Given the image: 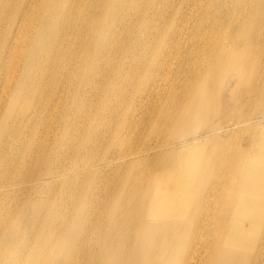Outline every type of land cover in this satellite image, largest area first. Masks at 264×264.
<instances>
[{
    "label": "bare ground",
    "instance_id": "6f19581e",
    "mask_svg": "<svg viewBox=\"0 0 264 264\" xmlns=\"http://www.w3.org/2000/svg\"><path fill=\"white\" fill-rule=\"evenodd\" d=\"M81 1L0 0V114H15L12 127L0 129L1 165L22 142L21 154L32 147L31 138L24 142V118L32 124L28 135L51 106L54 114L64 104L67 117L87 119L82 87L90 99L96 97L118 59L119 44L130 36L139 0L128 11L127 0H108L105 6L104 0H87L83 8ZM152 4L144 43L134 63L123 64L128 86L142 92L136 112L165 94L153 122L154 143L132 152L134 135L127 126L124 136L115 133L106 146L114 157L93 167L88 162L71 178L58 175L51 161L41 166L38 153L28 171L20 160L16 172H7L8 186L20 189L39 176L56 180L68 185L61 191L72 207L58 213L36 201L26 217L0 220V264H264V0H221L216 5L224 8V21L196 19L194 35L205 44L193 43L185 53L195 67L178 91L165 82L169 50L179 44L177 32L167 31L171 0ZM186 6L195 11V2ZM105 13L112 22L124 13L125 20L111 31L102 53ZM173 13L186 24L180 7ZM139 69L146 74L135 84ZM250 107L261 114L253 125ZM243 117L250 139L245 148L221 138L231 119L237 126ZM101 167L113 169L105 183L118 187L109 206L92 203V192L80 185Z\"/></svg>",
    "mask_w": 264,
    "mask_h": 264
},
{
    "label": "rangeland",
    "instance_id": "374dc122",
    "mask_svg": "<svg viewBox=\"0 0 264 264\" xmlns=\"http://www.w3.org/2000/svg\"><path fill=\"white\" fill-rule=\"evenodd\" d=\"M220 1L221 0H171L172 12L177 11L180 7L181 17L183 16L184 21L187 20L186 24L181 25L180 21H177L175 14L169 12L168 16L171 21L170 29L167 30V27L160 25L163 33H166V30L168 32H177L175 41H178L179 44L176 45L175 43L174 47L169 50L170 57L165 67V73L168 78V81L165 82L167 85H174L176 91L182 90V88L187 85L189 80L188 77L193 73L195 67L194 58H185V53L192 51L193 43L205 44V41H202L203 39L201 37L194 35V22H196V19H199L203 20L205 23L208 17H219L221 22L224 21V8L216 5ZM107 2L108 0H104V6ZM138 2L139 3L136 5L137 16L132 20L130 36L127 40L119 44L120 51L118 53V59L115 61L112 71L102 78L99 84L98 94L96 97L91 98V100L86 93L87 89L84 88V86L82 87L83 91L79 97L81 99L88 97L85 103V107L87 108L84 113L87 112L91 115L87 119H78L79 116L67 117V109L64 104L58 107L57 114L53 113L54 110H51L53 106H51V108L45 112V117L42 122L35 127V132H31L29 135L27 133L32 125L31 121L27 118L22 120V126L24 125L23 131L27 135L24 138V142H27V140L31 138L33 144L29 153L26 152L25 154H21L24 149V147H22V142V144L19 145V152L12 151L14 153L7 156L6 162L2 164L3 166L0 163L3 167L0 169V172H2L0 178H4L0 181V187H2L0 188V220H19L26 217L31 212V206L33 203L36 204V201H41V204L37 205L60 209L58 213H62L64 210L70 212L71 210V201L68 200L63 191H61V188H67L68 185L62 186L58 184L56 180H47L43 176H39L21 185L20 189L13 185L8 186L9 183L6 184L4 182L6 181L7 172H10L11 168L12 170L15 168L14 172H16L18 169L16 166L20 163V160H22V168L28 171L30 165L33 163L32 161L34 160L35 153H38L41 159V166L51 161V167L55 169L58 175L71 178V174L76 170L85 169V165L88 164V162L91 165L90 167H93V165L102 164L99 163V161H108L114 157V153L110 151L106 152V146L113 141L115 133H118L120 137L124 136L123 133L125 129L128 128L127 126L130 127L129 132L134 135L131 147L132 152L140 150L146 143L149 146L154 143L155 136H151V134L155 132L153 130L156 129V126L153 125V122L156 120V116L165 101V94L161 93L162 96L159 100L154 97L150 99L143 113L141 111L136 112L137 107H134V105L139 100L142 92H134L133 86H128L129 84L127 81L130 77L126 65L134 63L132 58H134L135 51L140 50L144 43L145 28L149 25L150 15L152 14V8L150 6H153V4L148 5V3H152V0H139ZM187 2H195V11L191 9V6H186ZM134 3V0H127L124 6L125 10H130L134 6ZM86 4L87 0H83L79 5L83 8V5L86 6ZM125 10L124 12H126ZM109 17L110 15H108V13L104 14V21L101 27L100 48L102 53L106 51L105 46H107L106 43L111 31L117 30V25H119L122 20H125L124 13L114 18L113 22ZM211 26H213V24H211ZM205 30L206 29H203L201 33L204 34ZM161 37L162 35L157 38L154 45L159 44L160 40L162 41ZM137 38H139V41ZM156 47L157 45L155 48ZM123 62L126 63V65L123 64ZM138 71L139 76L136 77L137 80H135V84L146 74L145 69H139ZM79 79L80 77L77 78V81H79ZM73 90L71 92L68 91L69 100L73 94ZM57 95H60V93ZM81 99L78 100V104ZM55 101L57 100L55 99ZM55 101L54 104L57 103ZM247 111L250 115L253 114L251 117L252 125L256 124L261 114L253 113V107L248 108ZM5 114H0V129H10L15 122L14 112L8 114L6 118ZM48 114H50V116ZM48 116L50 118H48ZM243 120L246 119L243 117L242 120H238L239 125L233 126L235 121L231 119V122L229 121L225 125L227 131L221 134V138L223 140H229L231 143L239 144L241 147L245 148L250 139L247 132L248 126ZM199 130L200 129L192 131V133L189 132L188 137L196 136ZM175 148L176 151L181 150L179 145L175 146ZM132 172H137V170H133ZM88 173L89 174L86 175L88 178L84 179V182L80 183V185L82 186L83 184L86 190L89 188L92 192V203L96 200L105 205H111L113 202L111 196L113 195L112 191L114 188H112V185L106 184L105 182L111 178L113 169L101 167L100 169L98 168ZM39 188L45 190V192L41 191ZM106 189H108L107 193L104 192ZM116 189H118V187H116ZM65 191L70 195L74 193L72 189L70 191L66 189ZM43 193H45L46 196L43 195ZM45 197L48 201L44 204L43 199H45ZM40 198L42 200H39ZM80 206L81 204L78 205V207Z\"/></svg>",
    "mask_w": 264,
    "mask_h": 264
}]
</instances>
